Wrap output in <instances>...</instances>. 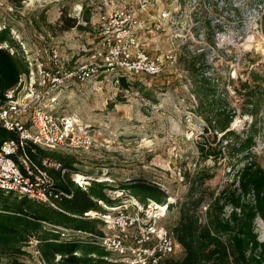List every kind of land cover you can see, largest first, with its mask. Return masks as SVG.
I'll use <instances>...</instances> for the list:
<instances>
[{"label": "rangeland", "instance_id": "obj_1", "mask_svg": "<svg viewBox=\"0 0 264 264\" xmlns=\"http://www.w3.org/2000/svg\"><path fill=\"white\" fill-rule=\"evenodd\" d=\"M112 1L0 0V33L6 32V40L0 44L4 43L5 51L23 64L24 73L30 71L26 57L32 61L37 57L24 58L21 52L24 47L40 50V59L50 67L52 50L58 52L65 69L100 65L103 38L94 23L97 14ZM114 3L125 5L135 14L136 33L148 53L164 57L176 54L177 60L173 63L166 60L167 72L154 79L125 78L124 84L122 80L117 84L115 78L112 81L111 77H100L74 85L61 102L58 114L77 123L81 135L91 140V144L79 141L74 152L41 151L40 155L63 165L66 161L71 164L66 175L74 183L78 175L85 177L86 182L90 178L113 179V185L92 183L88 187L97 189L95 197H103L97 198L102 201L100 212L121 206L131 198L145 204L168 205L162 224L175 233L190 219L203 227L211 210L212 215L220 213L221 218L228 219L233 213L232 197L240 194L238 177L244 165L253 159L264 168V34L260 24L264 0H114ZM72 20L76 26L66 29ZM202 53L204 62L193 59ZM194 61L198 67L206 63L207 77L215 79L216 95L226 94L224 107L236 109L230 130L241 135L257 120L254 145L248 151L238 156L230 151L234 157L231 158L227 141L220 142L223 134L211 130L205 133L207 124L195 93ZM245 81H249L262 100L257 118L241 115L245 93L241 85ZM227 140L234 141L235 136ZM199 144L205 147L204 154ZM206 153L220 157L218 161L211 156L206 159ZM51 172L58 173L53 169ZM136 181L162 189L166 195L161 198L163 202L123 188ZM121 190H127L123 196L117 193ZM97 191L103 196H98ZM250 199L254 203V198ZM218 207L222 210L218 211ZM40 222L42 230L23 243L18 258L22 264H68L71 257H88L95 264H120L103 249L80 243L75 244L80 248L72 254L55 252L48 259L42 249L45 243L56 242L40 240L42 231L53 233L44 221ZM87 222L93 226L90 231L100 230L99 220ZM61 227L75 230L68 223ZM254 233L264 243L261 218L255 220ZM56 235L51 240L61 239ZM0 264H12V260L3 258Z\"/></svg>", "mask_w": 264, "mask_h": 264}, {"label": "built area", "instance_id": "obj_2", "mask_svg": "<svg viewBox=\"0 0 264 264\" xmlns=\"http://www.w3.org/2000/svg\"><path fill=\"white\" fill-rule=\"evenodd\" d=\"M131 12L113 0L97 14L94 26L99 28L104 48L100 65L65 69L58 52L52 50L50 67L40 59V50L23 48L24 58L27 55L37 57L33 61L26 57L30 71L21 75L19 82L0 97V126L14 135L0 144V191L76 219L101 222L100 230L94 232L67 229L44 221L61 237L51 242L98 247L115 256L114 261L120 264H162L166 259L184 253L177 233L162 224L168 205L145 204L131 198L106 212L89 211L82 216L70 214L61 204L72 198V192L60 188L51 172L52 169L61 172L65 182L68 169L53 158L37 161L32 155L41 151L74 152L79 141L88 146L91 144V140L81 135L77 123L58 114L61 102L74 85H83L100 77H111L112 81L115 78L117 84L125 78L154 79L167 72L166 60L176 62V54L164 57L146 51L136 33L135 14ZM5 49L6 45L0 44V50ZM75 182L85 191L92 183H115L107 177ZM125 191L117 193L123 196ZM95 201L102 204L98 199Z\"/></svg>", "mask_w": 264, "mask_h": 264}, {"label": "trees", "instance_id": "obj_3", "mask_svg": "<svg viewBox=\"0 0 264 264\" xmlns=\"http://www.w3.org/2000/svg\"><path fill=\"white\" fill-rule=\"evenodd\" d=\"M261 28L264 34V13L260 19ZM76 21L66 27L74 28ZM6 40V32L0 33V42ZM195 59H202L204 62L205 54L195 55ZM193 79L195 80V93L199 101V109L203 112L204 120L207 127L205 133L210 130L217 132L221 136L220 142H226V149L233 151L237 156L248 151L254 145V138L257 133V120L249 125L248 130L244 129L241 135L230 130V126L237 115L235 108L224 107L227 101L226 94L224 98L217 96V86L214 84L215 79L207 77L206 63L198 67L193 62ZM23 64L12 57L5 50H0V97L3 93L15 86L19 78L24 73ZM237 80H239L237 78ZM125 83V79H122ZM214 84V85H213ZM260 86V85H259ZM244 93V105L241 109V115L249 114L257 118L260 112L259 104L262 101L257 95L255 88L251 87L249 81L241 85ZM225 93H227L225 91ZM235 136L234 141H229V137ZM14 135L0 127V144L7 139L13 138ZM205 147L199 144L201 154H204ZM207 158L210 156L218 161L220 156L206 153ZM221 155V153H219ZM33 155L35 160H40L43 156L40 154ZM209 156V157H208ZM231 158H234L232 154ZM223 156H221V159ZM65 168H71V164L64 162ZM238 177L240 194L232 197L233 213L228 219L221 218L220 213L212 215L209 213V219L206 225L198 227L197 223L190 219L187 225L176 230L177 236L184 247V253L166 259L162 264H264V243L259 242L254 233V223L257 218L264 222V168L253 159L248 161ZM57 185L72 192V198L62 202L63 209L73 215L82 216L89 211L102 210L95 199L96 193L93 187L85 191L80 188L70 175H64L62 180L61 172L53 174ZM100 186V185H99ZM137 192H143L152 196L157 202L162 203L161 198L166 195L162 189L147 184L142 181L129 183L123 187ZM100 189V188H99ZM98 196H103L97 191ZM251 197L254 203H250ZM249 202V203H248ZM222 209L218 207V211ZM40 221H45L55 225L63 226L68 224L74 225L76 230L90 231L93 226L91 223L79 219H72L70 216L52 211L43 205H36L29 200L18 202L11 200L10 196L0 191V261L3 258L11 259L12 264H22L19 261V255L23 243L27 241L30 235L42 230ZM53 237H58L55 233L42 231L39 236L42 241H50ZM85 247V246H84ZM80 247L77 245L64 246L57 243H45L43 253L50 259L55 252L72 254ZM68 264H95L93 259L84 257H71Z\"/></svg>", "mask_w": 264, "mask_h": 264}, {"label": "bare ground", "instance_id": "obj_4", "mask_svg": "<svg viewBox=\"0 0 264 264\" xmlns=\"http://www.w3.org/2000/svg\"><path fill=\"white\" fill-rule=\"evenodd\" d=\"M76 180L79 181V182H83V180H86V178H83L82 175H78L77 178H76Z\"/></svg>", "mask_w": 264, "mask_h": 264}]
</instances>
